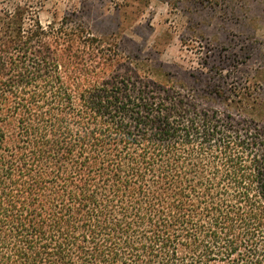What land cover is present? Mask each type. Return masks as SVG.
<instances>
[{"label": "trees", "instance_id": "1", "mask_svg": "<svg viewBox=\"0 0 264 264\" xmlns=\"http://www.w3.org/2000/svg\"><path fill=\"white\" fill-rule=\"evenodd\" d=\"M28 8L0 16V264H264V95Z\"/></svg>", "mask_w": 264, "mask_h": 264}, {"label": "rangeland", "instance_id": "2", "mask_svg": "<svg viewBox=\"0 0 264 264\" xmlns=\"http://www.w3.org/2000/svg\"><path fill=\"white\" fill-rule=\"evenodd\" d=\"M17 5L45 25L66 15L82 21L190 86L210 79L264 95V0H0V16Z\"/></svg>", "mask_w": 264, "mask_h": 264}]
</instances>
